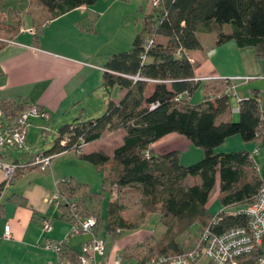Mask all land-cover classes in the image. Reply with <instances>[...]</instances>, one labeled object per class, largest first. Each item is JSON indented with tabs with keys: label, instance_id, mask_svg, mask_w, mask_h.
<instances>
[{
	"label": "trees",
	"instance_id": "1",
	"mask_svg": "<svg viewBox=\"0 0 264 264\" xmlns=\"http://www.w3.org/2000/svg\"><path fill=\"white\" fill-rule=\"evenodd\" d=\"M96 1L34 0L47 12L43 22L81 7H91ZM145 8L146 5L139 10L143 15L141 29L130 49L110 55L103 65V88L106 91L118 88L124 92L121 98L116 103L109 101L97 118L81 121L78 116L60 125L50 148L36 154L54 156L73 151L80 141L86 145L108 133L123 131L121 143L112 149L110 156L103 151L77 154L100 173V193L65 178L57 184L56 191L66 204L56 210L57 219L68 225L72 217L66 207L72 208L77 216L93 217V232L102 233V240L108 238L111 242L126 231L138 229L146 215L156 214L162 233L137 253L136 264L157 256L182 253L179 239L189 234L194 225L198 234L208 227L213 235L247 226L248 218L240 214H217L219 221L210 224L213 216L206 205L216 184L217 201L225 210L248 206L262 183L247 152L215 153V150L233 136H238L243 143L257 144L264 130L255 95L239 99L236 122L217 121L228 111L232 88L229 80H219L226 85L224 90L216 91L211 97L204 92L198 103H190L189 98L201 81H193V66L188 57V53L201 50L199 33H213V47L233 42L239 49L252 48L256 59L263 60L264 0H159L155 7L149 6L147 11ZM39 27L40 24H33L34 44ZM146 40H151V45L145 50ZM130 77L140 80L133 81ZM153 104L156 106L150 109ZM27 106L0 98V112L4 116L12 117ZM168 134L179 135L200 149L201 160L181 166L177 152L145 158L149 147ZM63 139L65 143L60 145ZM131 189L140 195L143 213L138 220L129 221L121 216V205L116 199L107 203L104 217L93 212L103 194ZM6 202L27 207L26 200L17 195L10 196ZM46 218L55 219L52 215L31 213L32 222L37 226ZM61 253L75 254L67 245L61 247ZM259 256L260 250L255 249L239 257L237 264H255Z\"/></svg>",
	"mask_w": 264,
	"mask_h": 264
},
{
	"label": "crops",
	"instance_id": "2",
	"mask_svg": "<svg viewBox=\"0 0 264 264\" xmlns=\"http://www.w3.org/2000/svg\"><path fill=\"white\" fill-rule=\"evenodd\" d=\"M142 1L135 0V7H139V10L142 8ZM116 3V0H105L103 7L99 8L96 6V1L93 6L70 11L55 18L46 26L49 24L50 26H56L58 35L62 32H71L76 37H80V34L83 33L75 29L79 17L77 14L90 12L96 15L92 23L96 35L99 20L101 22V19ZM46 15L47 12L35 4L34 0H15L14 7L10 11L9 20L0 18V39L8 42L0 45V73L2 74L0 98L5 101H19L20 103L38 106L51 115L47 121L30 119L28 122L29 127L25 136L28 137L29 143H31L33 135H36L35 143L38 142L37 135H39V138L44 133H51L52 135L49 142L43 144V149L36 154L43 153L50 148L56 138L57 128L62 124L69 123L67 117L73 120L75 117H81L82 113L87 112L85 120L97 118L104 112L109 101L118 102L124 93L116 87H112L108 91L103 88L101 76L104 72L105 57H101L97 61L94 59V55L86 52L87 54L78 57L56 58L54 55L59 54L41 48L42 43L40 46H36L32 37L33 24L46 20ZM213 35V33H199L198 40L201 50L188 53L193 66L194 78L207 79L199 84V101L204 92L211 97L216 91L225 89L226 85L224 82L219 81L220 79L229 80V85L232 87L231 93L233 94L231 95L235 97V101L231 105L228 103V111L220 116L217 121L235 120L236 113L238 114L237 100L248 99L255 95L260 111V119L264 124V59L258 61L252 48L239 49L233 42L213 47L211 44ZM95 94L100 96L101 99L100 103L96 105L94 103ZM199 101L192 102L191 97L189 98V102L193 104ZM57 115L65 123L57 124L52 130L47 126ZM93 115L99 116L94 117ZM81 121L84 120L81 119ZM123 135L124 133L121 130L108 133L104 138L84 145L81 154L103 151L107 156H110L112 149L121 143ZM111 136H116L118 140L112 144L111 149L106 150L103 141ZM228 141L234 144V148L225 146ZM261 146L263 154L259 155ZM28 148L29 146L26 150H29ZM255 148L258 152L256 155L251 156V163L254 165L259 179L264 181V130L257 144L243 143L238 136H233L216 148L215 153L244 151L251 155ZM169 152H177L178 163L181 166L192 165L202 158L200 149L192 147L186 139L175 134H168L154 142L147 153L149 156L156 157ZM36 154L28 152L25 159L21 160L17 150L6 148L0 151V160L7 163L17 162L22 164ZM65 178H71L76 183L86 185L91 191L92 187H101L100 173L91 164L80 160L77 154L70 150L54 155L48 168L44 171L35 168L18 171L15 178L0 191V264H47L55 260L51 252L44 251L39 245L41 233L39 226L32 222L31 213L34 211L39 215H52L48 214L50 205L48 207L44 201L54 194L57 184ZM1 184L2 176L0 173ZM215 187H217V198L218 184ZM12 195L24 198L27 207L22 208L7 203V198ZM229 209H233V211L228 212L231 213L241 210L243 207H231ZM58 217L59 212H57V216H54L51 232L47 235V239L51 242L61 240L68 230V224L58 220ZM5 225L9 228L8 239H2ZM99 235L103 236L102 233ZM155 239L148 236L141 241L139 237H133L132 241L126 244H114L117 240L111 242L108 238H104V257L106 259L120 257L123 264H136L137 253L145 250ZM85 240L86 238L83 236L72 237L68 240L67 247L76 253ZM194 241L195 238L192 239V244ZM182 249L187 250L190 248ZM205 264H209L208 261Z\"/></svg>",
	"mask_w": 264,
	"mask_h": 264
},
{
	"label": "built area",
	"instance_id": "3",
	"mask_svg": "<svg viewBox=\"0 0 264 264\" xmlns=\"http://www.w3.org/2000/svg\"><path fill=\"white\" fill-rule=\"evenodd\" d=\"M158 1L148 0V4L150 7H155ZM0 42L8 43L2 39H0ZM150 45L151 40H146L144 49L146 50ZM189 61L191 62L190 59ZM130 79L133 81L140 80L137 77H130ZM203 80L207 79H193V81ZM231 90H229L230 94H232ZM155 106L156 104L151 105L150 109ZM30 119L47 120L48 116L42 108L34 105L27 106L12 117L4 116L0 112V151L6 148L19 150L24 148L25 134ZM64 143L65 139L59 142L60 145ZM83 146L84 144L80 141L72 150L74 153L79 154ZM257 152V148H255L249 155V159L251 160V156L256 155ZM144 156L148 158L149 154L146 152ZM52 157L48 155H33L26 163L22 164L17 162L7 163L0 160V173L2 176L0 191L9 184L18 171H24L29 168H35L39 171L46 170ZM44 202L55 209L60 205L66 204L64 198L58 196L57 191ZM66 211L71 213L72 223L68 225L65 236L57 242H51L47 239V235L51 232L52 219L46 218L40 223L41 237L39 245L44 251L51 252L55 257L53 262L47 264H123L120 257H114L113 259L104 257V241L99 234L93 232L95 225L93 217L77 216L73 214V210L70 207H66ZM217 214L244 215L248 218L247 226L245 228H234L219 235L211 234L207 227L197 235L192 248L184 250L175 256L153 257L143 264H195L201 257L206 258L209 264H237L239 257L247 255L255 249L260 250V256L255 264H264V181H262L258 193L248 206L231 213H226L223 209ZM217 214L213 216L210 224H215L219 221ZM76 236L86 238L81 244L79 251L70 256L62 255L61 247L67 245L68 240ZM8 238L9 228L5 225L2 239Z\"/></svg>",
	"mask_w": 264,
	"mask_h": 264
},
{
	"label": "rangeland",
	"instance_id": "4",
	"mask_svg": "<svg viewBox=\"0 0 264 264\" xmlns=\"http://www.w3.org/2000/svg\"><path fill=\"white\" fill-rule=\"evenodd\" d=\"M14 1L15 0H3V2L1 3L0 18H3L4 20H9L11 8L14 7ZM104 1L105 0H97L96 6L99 8H101V6L103 7ZM116 1L117 3L110 8L109 12H107L105 16L101 19V22L99 20V25L97 27L96 35L94 34V29L92 27V23L95 18L94 16L96 15L90 12H85L84 14L83 13L77 14L79 17L75 29L83 33L80 34V37H76V35L71 32H62L60 35H58L56 26H52V25L50 26V24L46 26L48 23H50L55 19L52 20L48 19L45 22L43 21L38 22V24H40V27H39V33L37 34L36 37L37 38L36 46H40V44L42 43V45L40 46L41 48H46L48 50H51L59 54V55H54L56 58L68 59L72 57L81 56L82 54H87L86 52H88V54L90 53L94 55L95 56L94 59L97 61L100 60L101 57H105V59H107L112 54L128 51L130 49L131 41L141 29V20L143 15L141 12H139V7L137 6L135 7L136 4L135 0H130V1L116 0ZM145 5L146 8L144 9V11H147L149 9L148 0L142 1L141 7L143 8ZM18 6L20 7V4ZM46 17L48 16L46 15ZM73 32L75 33V31ZM157 40L159 41V38ZM1 44L2 43L0 42V45ZM232 95L228 97L229 105L233 104L235 101V97ZM199 99H200V88H198L191 96V101L197 102L199 101ZM100 100H101L100 96H97V94H95L94 96L95 105L97 103H100ZM44 112H46L49 119V116L51 115L46 110H44ZM99 115H93V116L97 117ZM86 117H87V112H84L82 113L80 120L81 119L85 120ZM60 118L61 117H58V115L54 117L50 125L47 127L53 130L57 124H61V122H64L61 121ZM37 120L47 121L44 119H37ZM67 120H68L67 122H70L72 119L67 117ZM237 120H238V114L236 113V119L233 120L232 122H236ZM35 136L36 135H33L31 137L32 139L31 143H29L28 137L25 136L24 148L22 150L14 148L15 150H17V153L19 154V158L21 160L25 159V156L26 154H28V152L30 154L33 153L36 154L37 152H40L41 149H43V144H46L47 142H49V139L52 138L51 133L50 134L44 133V135L40 138L39 135H37L38 142L35 143L36 142ZM117 140L118 139L116 136L114 137L111 136L107 138V140H104L103 141L104 149L106 150L111 149L112 144H114ZM229 141L226 142L225 146L234 148L233 146L234 144ZM27 146H29L28 148L29 150H26ZM259 153H260L259 155L263 154L262 146L260 147ZM92 188L91 189L93 192L100 193L101 187H92ZM216 191H217V187L214 188V191L211 193L209 200L207 202V210L211 216H215L217 213L223 210L217 201ZM111 199L114 200L116 199L117 203L121 205V209H122V211L120 212L121 216H123L125 219L129 221L138 220L139 215H142L143 213V209L141 207L140 195L137 191L132 189L123 190L120 191L119 193L113 192L112 195L103 194V197L100 199V201L93 207V212L98 211L100 216L103 217L105 215V207ZM230 211H233V209H225L226 213ZM48 214H52L54 218V216H57V211L53 206H50ZM52 222H54V220ZM162 230L163 229L158 223V217L156 214L146 215L145 221L142 223L139 229L135 231L125 232L119 240L114 242V244L116 243L126 244L127 242L132 241L133 237H139L141 241H143V239L148 236H152V238L155 239L159 236L160 233H162ZM197 234H198L197 226L194 225L190 228L189 234L182 235L180 237L179 243L181 248L184 249L192 248L193 244L191 241L193 238L195 239L197 238ZM104 246H105V242H104ZM206 261H207L206 258L201 257L195 264H205Z\"/></svg>",
	"mask_w": 264,
	"mask_h": 264
}]
</instances>
